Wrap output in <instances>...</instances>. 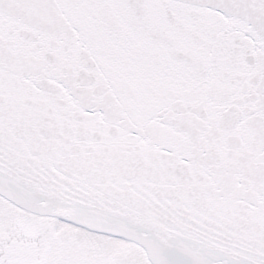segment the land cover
Instances as JSON below:
<instances>
[{
	"label": "snow or ice",
	"instance_id": "6c2138e0",
	"mask_svg": "<svg viewBox=\"0 0 264 264\" xmlns=\"http://www.w3.org/2000/svg\"><path fill=\"white\" fill-rule=\"evenodd\" d=\"M0 264H264V0H0Z\"/></svg>",
	"mask_w": 264,
	"mask_h": 264
}]
</instances>
